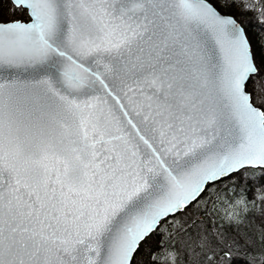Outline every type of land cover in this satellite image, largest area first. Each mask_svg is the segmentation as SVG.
<instances>
[{"label": "snow or ice", "instance_id": "snow-or-ice-1", "mask_svg": "<svg viewBox=\"0 0 264 264\" xmlns=\"http://www.w3.org/2000/svg\"><path fill=\"white\" fill-rule=\"evenodd\" d=\"M264 264V0H0V264Z\"/></svg>", "mask_w": 264, "mask_h": 264}, {"label": "trees", "instance_id": "trees-1", "mask_svg": "<svg viewBox=\"0 0 264 264\" xmlns=\"http://www.w3.org/2000/svg\"><path fill=\"white\" fill-rule=\"evenodd\" d=\"M238 264H243V261H242V260H240V261L238 262Z\"/></svg>", "mask_w": 264, "mask_h": 264}]
</instances>
